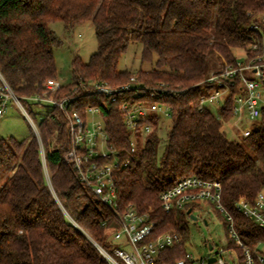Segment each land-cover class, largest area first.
Wrapping results in <instances>:
<instances>
[{"label": "trees", "instance_id": "trees-1", "mask_svg": "<svg viewBox=\"0 0 264 264\" xmlns=\"http://www.w3.org/2000/svg\"><path fill=\"white\" fill-rule=\"evenodd\" d=\"M262 14L264 0H0V75L22 104L41 94L47 79L56 78L54 48L62 42L49 28L54 22L67 31L89 20L94 27L96 51L87 63L72 59L71 83L60 93L77 94L80 112L88 104L100 108L108 144L115 149H129L116 104L86 92L85 86L103 82L115 87L135 76L143 87L164 84L171 91L161 99L170 107L161 154L158 134L164 128L159 123L131 155L129 166L114 176L119 210L130 205L146 214L153 223L149 239L165 232L182 238L181 244L160 251L156 264L184 258L190 213L165 211L159 195L186 176L220 183L221 205L238 238L228 236L227 222L216 212L227 247L239 264H245L240 244L254 264H264L256 248L264 241V228L235 207L239 199L253 203L264 193V107L251 123L252 133L236 141L221 129L232 119L234 91L216 107L217 116L198 107L200 97L214 87L204 80L234 64V48L252 56L251 27ZM132 43L141 45V62L153 63L150 70L118 69ZM37 130L40 143L34 135L23 141L0 138V264H107L93 243L110 252L116 244L106 230L116 223L63 160L70 148L63 113L50 110ZM196 207L188 206L192 212Z\"/></svg>", "mask_w": 264, "mask_h": 264}, {"label": "built area", "instance_id": "built-area-1", "mask_svg": "<svg viewBox=\"0 0 264 264\" xmlns=\"http://www.w3.org/2000/svg\"><path fill=\"white\" fill-rule=\"evenodd\" d=\"M251 28L253 34L248 48L253 52L252 56L243 48L242 60L235 59L234 64L210 72L204 83L214 87L208 94H203L198 103L200 109L207 108L206 104L217 107L234 91L231 122L236 126L240 139L252 133L251 123L259 117L260 108L264 107V14L257 18ZM63 87L55 78H49L41 94L24 100L26 103L47 106L50 110L57 109L63 113L70 138V148L64 154L63 160L73 165L79 181L112 213L116 227L108 228L106 233L116 245L107 252L93 244L107 264H156L159 252L181 244L182 238L177 233L165 232L149 239L153 223L148 222L146 214H138L130 205L122 211L119 210L114 176L129 166L131 155L143 145L145 137L153 131L155 125L170 119V107L161 99L164 98V93L171 91L164 88V84L156 88L143 87L134 76L125 84L115 87L103 82L89 83L85 88L83 85L86 92L104 96L116 104L129 133V149L123 152L108 144V134L100 108L88 104L80 112L77 107L78 95L60 93ZM149 97L154 101L147 102ZM10 98L28 119L34 136L40 143L37 125L0 75V116ZM87 116H97L99 121L89 125ZM220 193L221 186L218 181L186 176L162 191L159 199L165 211L190 210V216H193L192 209L188 208L191 204H195V207L197 205L196 208L199 209L202 204L212 206L225 218L228 236L237 240L232 218L221 205ZM235 207L252 222L264 228V193H259L253 203L239 199ZM240 247L244 250L245 264H254L247 249L241 244ZM211 251L206 255L207 260L214 257L218 264H228L221 256L222 250L216 254H211ZM229 258L234 261L231 254ZM258 260L262 261V258L258 257ZM204 263L205 259H201L200 264ZM175 264H194V258L185 252L184 258L176 260ZM234 264H239L237 259Z\"/></svg>", "mask_w": 264, "mask_h": 264}, {"label": "rangeland", "instance_id": "rangeland-1", "mask_svg": "<svg viewBox=\"0 0 264 264\" xmlns=\"http://www.w3.org/2000/svg\"><path fill=\"white\" fill-rule=\"evenodd\" d=\"M49 28L62 42L59 47L54 48L55 79L62 85H68L71 83L72 59L78 57L82 63H87L90 56L96 51L97 42L94 35V27L89 20L77 24L71 31L64 29L60 22L49 24ZM140 52L141 45L139 43L130 44L118 63V69L129 70L133 74L139 70H150L153 67V63L141 62ZM232 54L237 60H242L244 56L240 48H234ZM22 105L36 125L50 111L47 106H37L33 103H23ZM206 106L213 115L217 116L215 105L206 104ZM257 120L256 118L254 121ZM97 121H99L97 116H87L89 125ZM162 124V128L164 129L160 130L158 134L157 155L161 154L166 142V134L170 129V120H165ZM31 128L28 119L17 104L11 98L8 99L6 109L0 116V138L23 141L34 135ZM221 129L229 140H240V137L237 135L236 126L231 121L222 122ZM200 209L195 208L193 210L192 215L196 218L194 221L190 218L187 221L188 236L185 244L186 252L193 256L194 264H200L201 259H205L204 264H218L216 261L207 262L206 255L209 254L207 244H211L213 247L211 254H216L222 250L221 256L226 263H236L235 252L227 247V235L225 234L222 220L216 213L217 211L212 206L206 204H202ZM256 248L258 252L264 254V241L260 242ZM230 254L234 256V261L229 258Z\"/></svg>", "mask_w": 264, "mask_h": 264}, {"label": "water", "instance_id": "water-1", "mask_svg": "<svg viewBox=\"0 0 264 264\" xmlns=\"http://www.w3.org/2000/svg\"><path fill=\"white\" fill-rule=\"evenodd\" d=\"M189 212H190V210H187V213H189ZM191 219L195 220V217L191 216ZM207 248H208L209 251H211L212 250V245L211 244H207ZM207 261H208V263L214 262L215 258L214 257H209Z\"/></svg>", "mask_w": 264, "mask_h": 264}]
</instances>
